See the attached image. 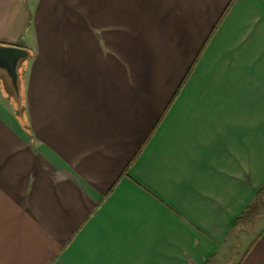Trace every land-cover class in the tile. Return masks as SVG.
Segmentation results:
<instances>
[{"label":"crops","instance_id":"obj_1","mask_svg":"<svg viewBox=\"0 0 264 264\" xmlns=\"http://www.w3.org/2000/svg\"><path fill=\"white\" fill-rule=\"evenodd\" d=\"M0 44V264H264V0H0Z\"/></svg>","mask_w":264,"mask_h":264},{"label":"water","instance_id":"obj_2","mask_svg":"<svg viewBox=\"0 0 264 264\" xmlns=\"http://www.w3.org/2000/svg\"><path fill=\"white\" fill-rule=\"evenodd\" d=\"M29 50L20 45L0 44V72L10 80L16 93H19V65L28 57Z\"/></svg>","mask_w":264,"mask_h":264},{"label":"rangeland","instance_id":"obj_3","mask_svg":"<svg viewBox=\"0 0 264 264\" xmlns=\"http://www.w3.org/2000/svg\"><path fill=\"white\" fill-rule=\"evenodd\" d=\"M257 207H259V205ZM256 210H257V212H260V210L258 208H256ZM253 214H254V212H253ZM249 221H251V218H249ZM263 224H264V215L260 219L256 220L255 222L250 223L249 227L251 228V231H254V232L257 233L260 230V228L262 227ZM247 233L249 234V231ZM242 235L244 236V234L241 233L239 245H241V247H244V245L246 243L243 242L244 237Z\"/></svg>","mask_w":264,"mask_h":264},{"label":"trees","instance_id":"obj_4","mask_svg":"<svg viewBox=\"0 0 264 264\" xmlns=\"http://www.w3.org/2000/svg\"><path fill=\"white\" fill-rule=\"evenodd\" d=\"M18 45H20V46H22V44H18ZM263 193H264V187L261 189V190H259V192H258V194H257V204H256V208H259L260 210L262 209L263 210V205H262V195H263ZM258 201H259V204H258ZM259 205V207H257ZM250 208V207H249ZM249 208H248V210H249ZM248 214H246V216L245 217H241V221L242 220H244V218L246 219L247 218V216L249 217V215H250V217L252 216V214L253 213H251L250 211L249 212H247ZM238 223V222H237Z\"/></svg>","mask_w":264,"mask_h":264}]
</instances>
